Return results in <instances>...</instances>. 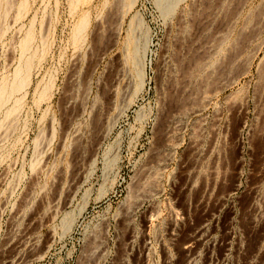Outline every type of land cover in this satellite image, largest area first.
<instances>
[{
  "label": "rangeland",
  "instance_id": "rangeland-1",
  "mask_svg": "<svg viewBox=\"0 0 264 264\" xmlns=\"http://www.w3.org/2000/svg\"><path fill=\"white\" fill-rule=\"evenodd\" d=\"M6 2L0 264H264V0Z\"/></svg>",
  "mask_w": 264,
  "mask_h": 264
},
{
  "label": "bare ground",
  "instance_id": "bare-ground-1",
  "mask_svg": "<svg viewBox=\"0 0 264 264\" xmlns=\"http://www.w3.org/2000/svg\"><path fill=\"white\" fill-rule=\"evenodd\" d=\"M7 2L6 3H8V2H10V1H13V0H6ZM24 2V1H23ZM22 2V4L23 5H25L26 4V2H25V4ZM13 3V2H12ZM10 4V3H9ZM8 4V5H9ZM20 7L22 8V7H24V6H21L20 5ZM19 14V13H18ZM30 33H28L27 34V38H25L26 39V41H25V39H24V41L25 42H22V43H24L23 45H21L23 48H24V50L22 49V51H23V54H21L20 55V57L22 58V60H24L23 59V57H24V55L26 54V53H28L30 50H31V42H32V36H33V34H31L32 32L31 31H29ZM31 34V35H30ZM26 36V35H25ZM23 41V40H22ZM29 54V53H28ZM27 54V55H28ZM31 55V54H30ZM30 55L29 56H27V59H26V61L23 63L22 62V60H21V62L22 63H20V64H17V66H16V68H15V71H14V75H13V78H11L12 79V81L11 82H8V81H10V80H8L6 83H3V85H2V87H1V90H0V109L1 108H3V107H5L7 104H8V102L9 101H11V100H13L12 98L14 97V95L18 92V91H22V89H25V86L27 85V83H29V81L30 80H28V78L30 79V75H28L27 76V74H29L30 73V71H31V69H32V62H31V58H33L34 57V54H33V57H30ZM23 56V57H22ZM32 56V55H31ZM20 58V59H21ZM20 59H19V61H20ZM6 78V77H5ZM5 78H3V81H5ZM7 78H8V76H7ZM10 78V77H9ZM8 78V79H9ZM28 80V81H27ZM47 86V85H46ZM47 87H46V89L44 90V91H42L43 93L42 94H46V92H47ZM23 99V96H22V98L21 97H19V99L17 98H15V100H14V104L13 105H11L9 108H8V113H7V115L8 116H13L14 114H12V113H15L17 110H18V108H19V106H20V101ZM11 116V117H12ZM209 214V213H208ZM210 214H213V213H211L210 212ZM214 215V214H213ZM126 216V215H125ZM128 216V215H127ZM209 216V215H208ZM207 216V217H208ZM210 218H211V216H210ZM205 219H207L206 217H205ZM130 220V219H129ZM172 220H174V219H172ZM123 221L125 222V221H127V218H124L123 219ZM175 221V220H174ZM202 221V220H201ZM200 221V222H201ZM205 221H207L208 223H206V222H204V223H202L200 226L199 225H197V227L199 226V228H197L198 230L196 231V233L193 235V237L192 238H190V239H188V240H186L185 238H184V241H183V243H182V241H181V243L182 244H180L181 246L180 247H178L179 249H177V251L178 250H180V253H183V255H184V257L186 256L187 257V259L189 260V262L190 261H193V260H197L198 258L196 257V256H198V254L197 253H199V252H197V248L199 247V243H201L202 241H203V239H204V237H205V233H204V231H203V229H204V226H206L207 224L209 225V223L211 222L210 221V219H208V220H205ZM128 222H130V221H128ZM203 222V221H202ZM126 223V222H125ZM124 224V223H123ZM127 224V223H126ZM125 224V225H126ZM170 224H172L173 226L175 225L174 223H170ZM177 224H178V222H177ZM172 226V227H173ZM175 227H177V226H175ZM207 227V226H206ZM205 227V228H206ZM176 229V228H175ZM174 229V230H175ZM207 229V228H206ZM178 230V229H177ZM171 232H173V231H171ZM175 232V231H174ZM191 232H194V231H191ZM210 231H208V234H210L209 233ZM176 233H178V232H176ZM212 233V232H211ZM172 234V233H171ZM179 234V233H178ZM191 234V233H190ZM177 235V234H176ZM175 235V236H176ZM187 235H189V233L187 234ZM174 235H172V237H173ZM188 237V236H187ZM206 237L208 238V236L206 235ZM176 238H177V236H176ZM189 238V237H188ZM172 239V238H171ZM177 240V239H176ZM186 240V241H185ZM207 240V239H206ZM172 241H174V239L173 240H171L170 242H172ZM167 242V241H166ZM175 242V241H174ZM204 242V241H203ZM202 242V243H203ZM201 243V245H203ZM24 244V243H23ZM168 244V243H167ZM171 244H173V243H171ZM175 245L177 244V243H174ZM173 244V246H175ZM178 244V245H179ZM206 244V243H205ZM227 244V243H226ZM25 245V244H24ZM165 245V244H164ZM228 245V244H227ZM23 246V245H22ZM169 247H170V244L168 245ZM204 246V245H203ZM165 248H166V245H165ZM177 248V247H176ZM228 249V248H227ZM164 250L165 249H163V252H164ZM166 250H168V249H166ZM202 250V248L200 249V251ZM20 251V250H19ZM182 251V252H181ZM198 251H199V249H198ZM166 252V251H165ZM163 253L164 255L167 253ZM168 253H169V250H168ZM179 253V252H178ZM179 253V254H180ZM197 254V255H196ZM225 254H226V252H225ZM163 255V256H164ZM168 255V254H167ZM167 255H165L164 256V264H171L170 262L171 261H169L170 259H171V257H170V259H169V255H170V253H169V255L167 256ZM171 256V255H170ZM182 256V255H181ZM180 256V259L182 258ZM195 258H197V259H195ZM147 260V259H146ZM146 260H145V262H146ZM174 261V260H173ZM194 261V262H195ZM212 261V260H211ZM188 262V261H187ZM210 262V261H209ZM183 263H185V259H183ZM142 264V263H141ZM186 264V263H185ZM187 264H190V263H187ZM263 264V263H262Z\"/></svg>",
  "mask_w": 264,
  "mask_h": 264
}]
</instances>
